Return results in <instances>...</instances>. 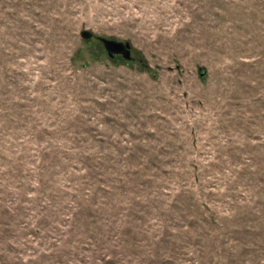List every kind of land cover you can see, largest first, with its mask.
<instances>
[{"label":"rangeland","instance_id":"1","mask_svg":"<svg viewBox=\"0 0 264 264\" xmlns=\"http://www.w3.org/2000/svg\"><path fill=\"white\" fill-rule=\"evenodd\" d=\"M0 264H264V0H0Z\"/></svg>","mask_w":264,"mask_h":264},{"label":"water","instance_id":"2","mask_svg":"<svg viewBox=\"0 0 264 264\" xmlns=\"http://www.w3.org/2000/svg\"><path fill=\"white\" fill-rule=\"evenodd\" d=\"M82 36L85 38V39H89L91 36L90 35H87V34H82ZM102 45H103V48L106 50L107 52V55L110 57V58H113L114 56H118V55H121V57L124 59V60H130L131 59V52H130V49H129V46L128 44H124V43H121V42H116V41H113V40H108V39H100Z\"/></svg>","mask_w":264,"mask_h":264},{"label":"flooded vegetation","instance_id":"3","mask_svg":"<svg viewBox=\"0 0 264 264\" xmlns=\"http://www.w3.org/2000/svg\"><path fill=\"white\" fill-rule=\"evenodd\" d=\"M117 56V55H116Z\"/></svg>","mask_w":264,"mask_h":264}]
</instances>
